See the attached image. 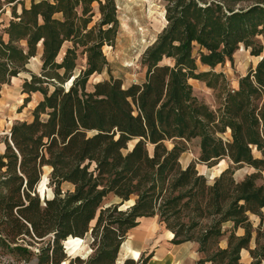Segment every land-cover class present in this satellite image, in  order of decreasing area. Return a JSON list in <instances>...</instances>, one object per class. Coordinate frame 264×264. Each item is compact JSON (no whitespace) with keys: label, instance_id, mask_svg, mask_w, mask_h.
<instances>
[{"label":"trees","instance_id":"trees-1","mask_svg":"<svg viewBox=\"0 0 264 264\" xmlns=\"http://www.w3.org/2000/svg\"><path fill=\"white\" fill-rule=\"evenodd\" d=\"M165 1L167 24L143 54L145 80L124 87L111 76L89 89L91 76L109 70L103 47L114 46L119 32L116 0H32L20 13L22 1L8 0L14 3L13 18L0 33V93L26 71L31 77L23 83L29 95L24 105L32 93L43 98L32 120L17 121L0 138L5 145L0 150V245L15 244L11 250L27 260L34 255L33 242L51 236L37 253V264H60L66 262L62 242L90 231L95 254L77 258L80 264H117L130 230L141 218L155 216L174 234L172 243L195 239L199 224L191 215L202 212L203 196L219 187L226 171L210 185L196 163L182 164L181 155L196 138L201 163L213 166L227 151L230 155V145L218 133L229 126L223 114H230L238 89L227 92L225 111L218 114L197 97L190 80L211 88L226 85L224 73L214 69L233 62L261 7L236 8V0ZM95 3L99 19L92 24ZM3 5L0 0V12ZM67 42L71 45L61 55ZM40 50L41 72L35 73L27 66ZM80 55L86 56V67L78 71ZM199 63L211 70L199 71ZM256 76L251 75L250 87L264 92V79L255 82ZM237 125L232 130L240 133ZM251 143L264 145L259 137ZM44 167L51 168L54 191L47 199L37 192ZM66 182L74 190L63 191ZM109 195L135 203L103 207ZM231 195L223 196L222 210ZM233 210L231 203L226 212ZM26 238L32 239L28 245L19 242ZM140 257H127L122 264H147Z\"/></svg>","mask_w":264,"mask_h":264},{"label":"rangeland","instance_id":"rangeland-1","mask_svg":"<svg viewBox=\"0 0 264 264\" xmlns=\"http://www.w3.org/2000/svg\"><path fill=\"white\" fill-rule=\"evenodd\" d=\"M7 2L8 0H2L6 8L4 13H0V33L13 18L12 13H7V10H11L10 7L14 3ZM256 4L261 7L259 17L253 23L245 42L234 54L233 62L227 60L214 69L216 72L224 73L226 85L211 88L204 81L190 80L197 97L218 114L225 111L223 102L227 92L230 89H238L236 100L229 104L230 114L227 111L223 114L224 121L229 126L225 127L224 132L218 133L230 145L228 148L230 155L227 151L223 161L213 166L201 163L199 160L200 138L188 142V149L181 155L182 164L187 166L190 162L196 163L199 172L206 176L210 185H213L223 171H226L218 182L219 187L208 190L203 196L202 212L191 215L192 219L199 224L195 231V239L191 241L193 244L191 264H264V145L251 143V139L255 140L258 137L259 141L264 143V92L250 87L252 74L259 75L253 79L255 82L264 79V0H236L234 6L249 8ZM116 5L120 21L119 32L114 46L106 44L103 47L109 61V70L91 76L89 89L93 88L94 83L109 79L111 76L120 78L124 87L143 82L147 71L142 61L143 54L167 24L163 17V13H166L165 0H116ZM94 7L96 16L92 24L99 19L98 4L95 3ZM17 10L19 13L22 11L21 2L17 3ZM70 45V42L64 45L61 55ZM195 53H197L196 49ZM41 67L40 50V53L30 60L27 68L40 73ZM85 67L86 56L80 55L77 70ZM208 70L211 68L199 63V71ZM30 77V73L23 71L9 84H5L1 90L0 138L8 136L13 124L17 121L33 119V110L43 95L40 92L32 93L31 100L24 105L25 98L29 95L23 92V83ZM243 79L247 81L242 84ZM256 120L260 122L258 127L254 125ZM234 123H238L240 133L233 132ZM0 150L4 152V143H0ZM240 157L245 160L237 163ZM251 157L253 160L250 159ZM50 172V167H44L41 182L37 187V192L42 199L51 198L54 195L53 187L49 183ZM62 189L63 191L74 190V186L66 182L62 185ZM228 192L232 193V200L228 207L222 210L223 196ZM238 200H241L243 205L237 204ZM117 202V197L109 195L102 206ZM231 203L234 210L226 212ZM149 226L150 220L147 219L141 223L139 229H148ZM153 227L157 233L166 229L165 225L159 222L158 216L154 218ZM133 234L134 238H137L136 233H128V239L132 240V248H134L135 239L130 237ZM50 238L51 236L42 242H33L31 249L34 255L27 260L17 251L11 250L15 244L0 245V264H37V253L41 247L47 245ZM71 238L73 239L69 237L62 242L66 262L60 264H70L72 260V264H80L77 258L85 261L95 254L96 247L90 231L83 237V241ZM29 241L32 239L19 240L24 245H28ZM128 255H122L120 252L118 261L121 262V259L131 256V254Z\"/></svg>","mask_w":264,"mask_h":264},{"label":"crops","instance_id":"crops-1","mask_svg":"<svg viewBox=\"0 0 264 264\" xmlns=\"http://www.w3.org/2000/svg\"><path fill=\"white\" fill-rule=\"evenodd\" d=\"M21 1H23V3H21V10L23 5L28 8L31 6L32 0ZM35 1L39 2L41 0ZM5 8L6 6L4 4L0 13H4ZM8 12H11V10L8 9L7 13ZM154 218L155 217H150L149 219L147 217H143L139 220V225L130 230L131 233L134 232L137 234V238L134 241V248L137 249L136 251L138 252L139 257L141 256L146 258L147 264H191L193 260L191 252L193 249L192 242L187 241L180 244L172 243L171 240L174 237V234L168 229L157 233L153 227ZM147 219L150 220V226L148 229H139L141 227V223Z\"/></svg>","mask_w":264,"mask_h":264},{"label":"bare ground","instance_id":"bare-ground-1","mask_svg":"<svg viewBox=\"0 0 264 264\" xmlns=\"http://www.w3.org/2000/svg\"><path fill=\"white\" fill-rule=\"evenodd\" d=\"M61 53H62V51H61ZM134 237H135V235L133 234L130 238H132L133 240L134 239L136 240V238H134ZM76 239H78L80 241H83V238H73L72 240H76ZM120 252H121L122 255L131 254V257H134V258H138L139 257L138 252L134 248H132V240L131 239H127L122 244ZM121 260H124V259H121Z\"/></svg>","mask_w":264,"mask_h":264},{"label":"water","instance_id":"water-1","mask_svg":"<svg viewBox=\"0 0 264 264\" xmlns=\"http://www.w3.org/2000/svg\"><path fill=\"white\" fill-rule=\"evenodd\" d=\"M117 199H118L117 203H121V208H127V207H129L135 203V199L128 200L124 203L122 202V199H120V198H117ZM124 261H125V259L121 260V262L118 261L117 264H122Z\"/></svg>","mask_w":264,"mask_h":264}]
</instances>
